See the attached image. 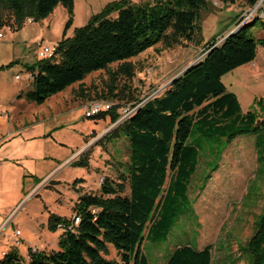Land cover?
<instances>
[{
	"label": "trees",
	"instance_id": "obj_1",
	"mask_svg": "<svg viewBox=\"0 0 264 264\" xmlns=\"http://www.w3.org/2000/svg\"><path fill=\"white\" fill-rule=\"evenodd\" d=\"M211 1L234 5L237 0L113 1L85 26L76 28L72 37H66L75 18V0H0V31L7 26L21 30L27 20L41 22L60 5L67 10L68 21L56 55L27 66L33 78L32 89L23 96L41 106L115 63L121 65L111 77L131 79L134 67L127 61L159 44L165 49L184 41L200 45L201 11ZM246 1L251 7L258 2ZM254 25L244 24L217 47L216 39L208 43L205 52L209 53L201 61L173 81L161 96L139 106L106 137L108 141L120 137L129 141V162L118 182L103 180L100 195L90 193L78 198L73 208L74 216L80 219L77 226L74 216L67 219L50 214L48 229H64L57 251L31 248L30 260H25L18 248H13L0 264H151L143 243L162 242L180 217L192 211L189 189L200 158L199 148L188 143L193 131L207 138H225L229 143L239 136L264 134V98L257 101L262 119L254 111L243 114L238 97L222 81L228 73L255 61L264 39L248 36ZM116 110L93 119L109 117L115 124L120 119ZM72 167L88 168L89 157L84 155ZM34 179L37 184L41 182ZM83 182L78 179L74 184ZM110 245L118 252L119 261L106 258ZM241 249L249 255L251 264H264V214ZM212 261V245L201 250L186 245L177 247L165 264Z\"/></svg>",
	"mask_w": 264,
	"mask_h": 264
},
{
	"label": "rangeland",
	"instance_id": "obj_2",
	"mask_svg": "<svg viewBox=\"0 0 264 264\" xmlns=\"http://www.w3.org/2000/svg\"><path fill=\"white\" fill-rule=\"evenodd\" d=\"M113 1L119 0H75V18L66 37H72L76 28L85 26L93 15ZM131 1L137 4L153 2ZM241 5L251 7L246 0H237L234 5L211 1L201 11L200 45L184 41L171 49H165L159 44L127 61L134 67L131 79L119 75L114 80L111 74L121 65L115 63L109 70L92 73L83 81V85L76 84L51 97L41 106L25 98L17 101V95L23 89H32L33 78L31 76L29 82L31 74L27 66L48 59L40 58L39 53L45 47H56L62 40L68 21L67 10L62 5L58 6L51 26L46 19L38 23H29L27 20L24 30H15L12 26L11 31L6 27L1 30L5 37L0 39V67L17 63L11 68L0 70V132L6 136L10 126L16 128L22 122H37L28 129L30 134L47 133L59 128L54 141L44 140L47 155L53 157L55 162L54 168L58 165L57 160L63 161L73 151H77V147L86 145L69 160V166L62 171L56 169L54 176L39 185L32 181L26 182L22 197H19V190L16 191L13 185L8 188L10 185L7 182V188L0 196L2 204L14 208L19 205L20 211L6 228L4 224L0 229V252L6 237L10 235L11 238L16 227H19L23 233L19 238L20 244L12 243L6 252L18 248L27 260L28 241L33 238L34 233L41 231L43 220L48 226L50 214L72 219L74 205L81 195H100L105 178L117 182L120 180L119 177L129 162V141L124 137L108 141L106 137L126 120V115L132 109L161 96L174 77L202 59L208 43L214 39L218 43L229 34L240 14L238 7ZM238 25L239 22L237 27ZM263 26L259 19L249 29L248 36L258 39L260 32L264 30ZM222 81L229 92L239 95L243 114L254 111L262 119L257 101L264 98V77L258 79L247 76L242 80L239 73H228ZM100 100L111 102L113 109L117 107L116 111L120 115L117 123L113 124L109 117L86 119V109L80 103L88 105ZM66 106L71 110L69 115L64 113L56 116ZM16 114L17 121H14L13 116ZM188 143L198 147L200 152L199 165L189 189L192 211L180 217L165 240L158 243L145 241L142 249L151 264H165L177 247L186 245L198 250L212 245L215 264H251L249 255L241 248L254 235L256 222L264 214V134L239 136L229 143L225 138H207L193 131ZM84 155L89 157V167H72ZM35 164L34 174L42 177L50 174L47 161H35ZM0 179L1 187H5L2 176ZM78 179H83L84 182L74 184ZM169 181L170 178L167 186ZM28 195L32 199L28 200ZM7 211L8 216L13 210ZM47 226L46 232L50 238L64 232L63 228L51 232ZM42 243L35 241L38 249L42 248ZM56 246L58 248V243ZM45 251L50 253L54 250L51 247ZM109 251L107 259L120 260L113 246H109Z\"/></svg>",
	"mask_w": 264,
	"mask_h": 264
},
{
	"label": "crops",
	"instance_id": "obj_3",
	"mask_svg": "<svg viewBox=\"0 0 264 264\" xmlns=\"http://www.w3.org/2000/svg\"><path fill=\"white\" fill-rule=\"evenodd\" d=\"M250 8L251 7H249V6L247 7L244 5L243 6L241 5L238 7V10H240V14L237 17V19L235 20L234 25L230 29L229 32H231L232 30H234L237 27V24H238L240 18L242 17V15H244V13L247 12ZM56 9H55V11H56ZM74 10L76 11V2H75V9ZM55 11L53 12V14H51L45 20L49 23V26L52 25V22L54 19L53 15H54ZM28 22L29 23H35V22H30L29 20H28ZM26 23H25V25H26ZM255 24H256V22H255ZM263 29H264V26H263ZM22 30H24V27ZM259 36H260L258 38L259 40L264 39V30H263V32H260ZM18 62H19V60H18ZM230 73H239V78H241L242 80L245 79L247 76H253V77L258 78V79H261V77H264V45L258 46L257 56H256V59L254 62L246 64L244 66H241V67L233 70ZM29 82H30V76H29ZM27 90L28 89L21 90L20 94L17 95V101H22L25 98L23 95L26 94V92H28ZM227 90H228V88H227ZM233 93L236 94L239 102L241 103L239 95H237V93H235V92H233ZM20 95L22 97H19ZM80 104H81V106L85 107V109H86L87 105H84L83 103H80ZM70 111L71 110H69L68 106H66L65 110L62 107L60 110L61 114H56V116L64 115V113H66L65 115L68 116L69 115L68 113ZM7 113H8V111H7ZM9 116L11 118V115H9ZM17 117H18V114L13 116L14 121H17ZM2 122H4V120H2ZM35 123H37V122H34L32 124L30 122L23 124V122H22V123H20V126H17L16 128H13L10 126L9 131H8L6 136H4L3 133L0 132V176H2L4 184L6 185L5 187H3V186L1 187V185H0V196H1V194H3V191L6 190L7 182H8V184L10 185L8 188H10L13 185V188L15 190L16 189L19 190L18 191L19 197H22V192L25 191V183L26 182L32 181L34 183V182H36L34 178H37V179L41 180V182L39 183V184H41L45 179H47L51 176H54L53 172L56 169H59V171H62L67 166H69L70 165V163H68L69 160L73 156H76L79 151H81L85 148L86 144L77 147V151H73V153L70 156H68L67 158H65L63 161L57 160L58 165L54 168L55 162L53 161V157L47 155L46 148H45V146L47 144H46V142L44 143V140L54 141L55 140L54 135L56 134V132L59 128H54L50 132H47V133L44 132V133L30 134L28 129L32 125H34ZM60 128H62V127H60ZM2 137L5 139H2ZM60 144L62 146H66L63 143H60ZM35 161H44V162L47 161L50 165V174H48L46 177H42V176H38L37 174H34V173H36ZM0 181H1V179H0ZM39 184H37V185H39ZM33 186L30 187V189H32ZM27 199L30 200L32 198H30V195H28ZM18 207H19V205L15 206V208L13 206L6 207L4 204H2V198L0 197V229L3 227V225L6 223L8 217L10 216V215L7 216V212H8L7 210H13L14 211ZM46 216H49V214H46ZM38 223H39V221H38ZM41 223H42L41 231H38V233H34L33 238L29 239L30 241H28L29 242L28 249L35 247V249H37L38 251H45L46 249H49L52 247V249L54 251L58 250L56 245L59 241V238L62 235V232H61V234L51 236V238H50V235L48 234V232H46L47 231V228H46L47 225H45L44 220ZM6 227L7 226H5V228ZM18 228L19 227H16L15 231ZM11 236H12L11 238L9 235L6 237L5 241L3 240L4 242L2 243L3 245L1 246L0 259H2V257L4 256L3 254L6 253V250H8V246L12 245V242L14 239V234L12 233ZM21 236H23V233ZM9 238H10V242H9ZM35 241L43 242L41 245L42 246L41 249L37 248V245H35ZM19 252H20V250H19ZM20 254L25 257V255H23V253L20 252ZM213 258H214V255H213ZM212 264H215L214 260L212 261Z\"/></svg>",
	"mask_w": 264,
	"mask_h": 264
},
{
	"label": "built area",
	"instance_id": "obj_4",
	"mask_svg": "<svg viewBox=\"0 0 264 264\" xmlns=\"http://www.w3.org/2000/svg\"><path fill=\"white\" fill-rule=\"evenodd\" d=\"M262 20V22H264V0H258V2L251 7V9H249L247 12L244 13V15H242V17L240 18L239 21V27L243 26L244 24H248L251 22H255L256 20ZM30 22H32V20H29ZM6 29L8 31H11L10 27H6ZM5 37L3 31L0 32V39H3ZM56 47L50 48V47H45L40 53H39V57L40 58H50L56 55ZM31 77V75H30ZM17 78H19V76H17ZM141 106V104H139L138 106H136L134 109H132V111H130L127 115H126V119H128L135 111L136 109ZM113 109V104L109 101H105V100H100V101H95L92 103H89L86 106V114L85 117L86 119H93L96 116H98L101 113H109L110 111H112ZM20 210L17 208L15 209L11 215L8 217L5 226H8L14 219V217L16 216V214L19 212ZM74 224L77 226L80 223V219L77 218L76 216H74ZM22 233L20 229H17L14 233V239H13V244L15 245H19V238L21 237ZM34 251H36V249H34ZM7 253V252H6ZM6 253H4L3 255H5ZM27 260H30V256L27 254L26 256Z\"/></svg>",
	"mask_w": 264,
	"mask_h": 264
},
{
	"label": "water",
	"instance_id": "obj_5",
	"mask_svg": "<svg viewBox=\"0 0 264 264\" xmlns=\"http://www.w3.org/2000/svg\"><path fill=\"white\" fill-rule=\"evenodd\" d=\"M240 30V27H236L234 30H232L229 34H227L220 42H218L214 47L219 46L221 43H223L227 38H229L232 34L236 33L237 31ZM209 52H206V54H208ZM205 55L202 57V59L205 57ZM202 59L196 61L195 63L191 64L190 66H188L186 69H184L181 73H179L176 77H174L171 81V83L173 81H175L176 79H178L179 77L183 76L186 72H188L192 67H194L199 61H201ZM148 101V100H147ZM146 101V102H147ZM142 105V104H141Z\"/></svg>",
	"mask_w": 264,
	"mask_h": 264
},
{
	"label": "clouds",
	"instance_id": "obj_6",
	"mask_svg": "<svg viewBox=\"0 0 264 264\" xmlns=\"http://www.w3.org/2000/svg\"><path fill=\"white\" fill-rule=\"evenodd\" d=\"M256 21H258V20H256ZM256 21H255V22H256Z\"/></svg>",
	"mask_w": 264,
	"mask_h": 264
}]
</instances>
